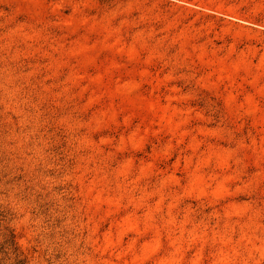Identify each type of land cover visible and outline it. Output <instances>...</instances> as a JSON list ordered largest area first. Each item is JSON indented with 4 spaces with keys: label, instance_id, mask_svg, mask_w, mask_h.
<instances>
[{
    "label": "rangeland",
    "instance_id": "rangeland-1",
    "mask_svg": "<svg viewBox=\"0 0 264 264\" xmlns=\"http://www.w3.org/2000/svg\"><path fill=\"white\" fill-rule=\"evenodd\" d=\"M0 264H264V0H0Z\"/></svg>",
    "mask_w": 264,
    "mask_h": 264
}]
</instances>
